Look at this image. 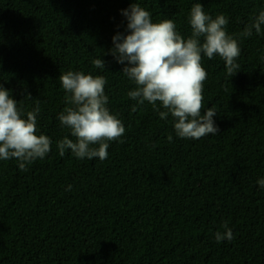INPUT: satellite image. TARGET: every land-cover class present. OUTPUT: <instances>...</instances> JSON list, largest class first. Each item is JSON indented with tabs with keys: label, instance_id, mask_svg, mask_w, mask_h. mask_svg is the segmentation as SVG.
Wrapping results in <instances>:
<instances>
[{
	"label": "trees",
	"instance_id": "trees-1",
	"mask_svg": "<svg viewBox=\"0 0 264 264\" xmlns=\"http://www.w3.org/2000/svg\"><path fill=\"white\" fill-rule=\"evenodd\" d=\"M133 2L0 0V84L18 107L39 106L38 134L52 140L27 171L0 160V264H264V25L240 35L264 0H135L185 38L197 2L228 19L240 67L230 77L222 58L202 53L204 110L215 109L219 131L200 139L178 137L171 114L127 95L136 85L109 50ZM70 70L104 76L106 107L125 127L104 160L57 149L75 140L58 120L59 76ZM225 223L234 238L217 242Z\"/></svg>",
	"mask_w": 264,
	"mask_h": 264
},
{
	"label": "clouds",
	"instance_id": "clouds-1",
	"mask_svg": "<svg viewBox=\"0 0 264 264\" xmlns=\"http://www.w3.org/2000/svg\"><path fill=\"white\" fill-rule=\"evenodd\" d=\"M122 13L127 18V31L112 37L113 47L109 51L123 65L121 72L136 85L127 95L138 104L145 101L152 104L161 119L171 114L180 138L200 139L216 134L219 129L213 117L217 113L212 107L204 110L203 87L208 74L201 61L202 53L208 59L219 56L225 61L228 76L238 72L240 65L236 60L241 50L237 40L226 31L228 19L223 14L213 18L197 2L189 14L191 35L185 38L176 30L173 20L153 22L150 12L135 0ZM261 25L264 10L250 18L240 35L250 37L253 29L260 33ZM92 63L95 68L105 69L101 58ZM59 81L66 93V106L58 114V120L75 138L65 136L57 141L59 154L63 156L67 149L77 159H106L108 142L118 141L125 133L121 120L106 107L109 99L105 94L106 79L70 70L61 73ZM158 102L166 111H160ZM136 110L133 105L131 111ZM39 111V106L33 111L18 107L9 89L0 84V160H17L21 171H27L28 165L51 151L50 137L38 134ZM168 139L171 141V135ZM258 184L264 188V179H259ZM223 227V233H215L217 242L234 238L227 223Z\"/></svg>",
	"mask_w": 264,
	"mask_h": 264
}]
</instances>
